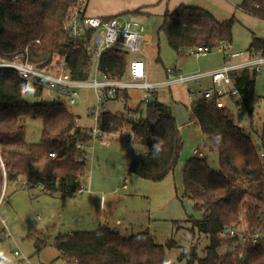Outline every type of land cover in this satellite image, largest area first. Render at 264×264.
Here are the masks:
<instances>
[{
	"label": "trees",
	"instance_id": "obj_1",
	"mask_svg": "<svg viewBox=\"0 0 264 264\" xmlns=\"http://www.w3.org/2000/svg\"><path fill=\"white\" fill-rule=\"evenodd\" d=\"M74 2L0 0V59L20 55L44 67L55 54L65 52L72 42L65 27L66 17ZM237 6L245 13L264 18V0H242ZM131 13L144 14L142 7ZM161 16L163 22L158 32L164 33L168 45L177 53L200 45L218 48L232 43L234 15L219 20L208 10L180 4L172 11L166 9ZM246 53L264 55V37L252 36ZM68 61L74 79L87 78L89 59L82 47L72 50ZM126 67V55L116 50H107L101 56L100 70L108 77L123 78ZM258 73L250 69L231 73L241 96L239 101L233 100L232 95L228 106L219 108L215 102L201 97L190 106V120L203 133L204 146L217 152L218 166L212 167L205 154L192 155L183 165L182 194L177 189V197L182 204L188 200L198 214L187 218L191 225L189 233L192 237L203 233L210 241L202 258L194 246L183 248L181 258H187V264L196 261L198 264H264V240L251 245L245 259L237 260L221 254L222 242L218 236L220 229L238 220L243 207L249 215H255L259 207L256 205L264 204V120L260 127L253 121L255 106L264 100L255 92ZM26 85L15 70L0 67V159L7 184L21 178L28 181L29 188L42 185L43 192L54 197H77L82 177L88 170L90 127L78 125L79 115L63 103H49L40 90L25 92ZM27 93L36 101L29 103L25 98ZM120 96L127 99L128 91L116 90L115 98ZM231 102L249 113V130L235 119L229 107ZM142 104L145 112L138 120L109 111L100 115L98 124L107 134L129 126L133 142L145 147L134 154L129 170L140 178L158 182L173 173L179 164L183 133L171 106L159 100L157 94L143 99ZM26 119L41 120L38 142H28ZM77 142L83 143L84 148H78ZM30 238L37 250L46 245L37 236ZM54 246L67 264H173L165 246L156 242L148 229L123 236L101 226L59 234ZM167 246L177 244L171 239Z\"/></svg>",
	"mask_w": 264,
	"mask_h": 264
},
{
	"label": "built area",
	"instance_id": "obj_2",
	"mask_svg": "<svg viewBox=\"0 0 264 264\" xmlns=\"http://www.w3.org/2000/svg\"><path fill=\"white\" fill-rule=\"evenodd\" d=\"M15 1V0H13ZM89 0H75L70 6L66 17V30L72 38L70 47L63 53L53 56L50 63L44 67L30 62L27 58L16 55L11 59H0V67L13 69L18 77L26 82L25 92L40 90L49 103H63L67 106L74 104L79 97V89L92 87L96 95V103L89 108V116L94 121L90 128L92 141L102 139L107 133L99 126V117L103 112H109L108 105L115 98L118 89L145 91L144 99L153 96L154 91L174 84H184L190 88L193 84H200L201 97L215 102L219 108L228 106V100L239 101L241 96L234 87L231 73L235 70L250 69L259 71L264 65V55L258 53L249 56L244 51L226 52V62L216 69L196 73L184 74L176 65L166 66L167 77L162 80L150 78L146 50L144 26L137 18L120 16L89 15L87 6ZM38 41V40H37ZM156 47V44L153 45ZM82 47L89 59L88 77L77 80L69 70V53ZM213 49L223 51L224 47L210 48L200 45L190 49V53L204 55ZM107 50H116L127 57L125 76L120 79L111 78L101 73L100 59ZM246 58L242 60L240 57ZM210 81L207 85L205 79ZM132 137L128 136L127 138ZM78 148L84 144L77 142ZM193 154L203 156L202 149L196 147ZM54 157L55 153H50ZM3 165V162H1ZM23 188H29L26 179L19 178ZM38 188L43 191V186ZM83 184L80 192L84 191ZM2 197L0 198L1 203ZM258 212L249 215L243 207L238 220L219 230L221 239L220 252L222 255H231L237 260L247 256L249 247L264 240V204H257ZM10 236L6 229L0 234V244ZM9 264H33L30 257L20 249L12 252Z\"/></svg>",
	"mask_w": 264,
	"mask_h": 264
},
{
	"label": "crops",
	"instance_id": "obj_3",
	"mask_svg": "<svg viewBox=\"0 0 264 264\" xmlns=\"http://www.w3.org/2000/svg\"><path fill=\"white\" fill-rule=\"evenodd\" d=\"M111 1H113L114 3L113 5L106 2V0H101V2L98 4H95L93 0H89L87 6V13L92 16L118 15L120 17H124L125 14H132L131 12L133 10L142 7V12L144 13L143 15L147 16L148 18V16L152 17L153 15H157V16L162 15L166 9L172 11L180 4H187L208 10L217 19L223 20L230 18V16L228 15L233 16L236 13V9L238 8L237 4L233 0H111ZM144 32H145L144 34L145 38L147 40L146 50L148 52V57H149L147 59L148 71L150 78L153 79V77L155 76L153 75L152 69H154L156 65L157 56H159L158 60H161V55L157 46L158 43L154 41L152 34L146 32L145 27H144ZM154 44H157L156 47L153 46ZM227 49L228 47L226 46L224 47L223 51L218 50V52H221L223 54L225 53L223 55V61L221 64L211 67L209 69L200 70L196 72L209 71L222 66L224 62H226V52H228ZM150 51H152V54L150 53ZM244 52L246 53L247 50H245ZM185 54H192V53H190V51L184 53H177L179 57ZM246 57L247 55H245L244 57L242 56L238 60H242ZM171 65H176L178 68H180L181 72L184 73L183 67H181V65L176 63ZM166 66L167 65H164L162 68L163 77H161V79H154V80H162L167 77V72L165 70ZM168 66L170 65L168 64ZM196 72H186L184 74L196 73ZM205 80L203 81V83L207 85L210 79L207 78ZM175 85L178 84H174L168 87H163L158 90H155L153 96L157 94L159 100H161L164 103H167L166 101L169 100V97L167 96V94L164 96L165 98L162 95L165 94L164 91L167 92L170 91L171 93L172 92L171 89ZM186 88L187 91L189 92V95H193L199 92V90L197 91L196 89L192 90L191 86L190 88L188 87ZM126 91H128V95H129L127 99L124 98V96H120L119 98H114L112 101L118 104L122 103L125 109L124 111H126L127 115L130 116L133 120H138L141 116L144 115L143 113L144 106L142 104V100L144 99L145 91L142 89H132ZM229 107H230V103H229ZM133 112L141 113V116L139 118H135ZM118 113H124V112L122 111ZM77 124L80 126L88 127L87 125H85V123L81 118L77 120ZM89 127L91 128L92 126ZM112 134L113 133H110L109 134L110 136H107L108 134H106L107 140L104 139L97 140L92 147H89L87 149L86 162L88 164V170L86 172V175L82 177V184L84 185L85 189L84 191L80 192V194L77 197L74 198L54 197L52 195L43 192L39 188L38 190L41 193L39 192L36 193L37 194L36 196L33 193L32 196H34L35 198L40 197V195L43 196L41 197V199L37 200L38 203H40L41 200H45L47 204V208H46L47 216L51 215V218L54 219L53 217L55 214L57 217V221L53 222L52 226L59 227L60 229L65 227L66 225L68 227L67 234H71L76 231L94 230L101 226H107L111 229H114L123 236H130L148 229L153 235L155 241L158 242L159 239L168 237L169 233L171 234L174 233V230L182 225L178 222L179 216L176 213L177 211H181L177 201L178 186L177 185L175 186V183L173 182L174 178L179 180L180 178L178 176L181 177V174L179 173V166L177 168L178 171L175 170L173 173H170L163 180L158 182L149 181L140 178L136 174L132 173L128 167L129 162L133 158L134 154H136L138 151L133 152L131 149L127 147L128 145L123 144L124 142L123 139L127 141H133L132 137L127 138L128 136H130L131 131L127 130V133L123 134L122 138L120 135H118L117 137L116 136L113 137L111 136ZM144 150L145 147L141 149V151ZM183 165L184 162L183 163L181 162V166ZM0 180L2 184L0 190V198L2 197L0 203V207H1L5 200L4 197L5 195L3 196V194H4L5 185L7 184L6 171L4 165H2L1 163H0ZM11 183L19 184L20 180L18 179L17 181ZM45 196L47 199H43ZM172 204H174V206ZM170 205L174 207L173 211H168ZM159 213H162L161 216H158ZM36 219L37 220L41 219V216L37 215ZM1 221L3 224H5V218L2 216H1ZM6 229H8V226L5 224V228L3 229L2 232H4ZM59 234H63V233L59 231L58 235ZM31 235L35 237L37 236V234L29 233V238ZM44 240L46 242V239ZM175 242L178 245L177 241ZM41 248L37 250L35 246L36 249L35 253H38L41 250ZM12 251L9 252L8 255L0 256V264H9V262L11 261ZM27 256H29L32 261L31 255H27ZM58 258H60L59 252L56 259Z\"/></svg>",
	"mask_w": 264,
	"mask_h": 264
},
{
	"label": "rangeland",
	"instance_id": "obj_4",
	"mask_svg": "<svg viewBox=\"0 0 264 264\" xmlns=\"http://www.w3.org/2000/svg\"><path fill=\"white\" fill-rule=\"evenodd\" d=\"M95 4L101 2V0H93ZM237 5L241 0H233ZM110 4H114L111 0H106ZM235 15V23L233 25L232 33L233 40L232 43L227 46L228 52H238L248 50L249 44L251 42L252 36L264 37V18L256 17L251 14L245 13L241 9L237 8ZM232 16V15H228ZM124 17L128 18H138V20L144 25L146 32L152 34L154 41L158 43V49L160 51L161 60H157L156 65L153 71V79H161L162 68L164 65L179 64L183 67V72H196L200 70L209 69L216 65H219L223 61V53L218 52L217 49L204 54V55H195V54H185L181 57L168 45L167 39L163 32H158L159 27L161 26L163 20L162 16L153 15L152 17L147 18L145 15H133L125 14ZM227 52V53H228ZM152 54V51H150ZM255 82V92L257 95L264 97V65L258 71ZM207 81V80H205ZM201 85L193 84L191 85L192 90H199ZM170 91H164L163 97L167 94L169 100L166 101L167 104L171 105L175 116L178 118L180 127L182 128L183 133V149L181 153V158L179 164V173L181 174L184 166H181V162L185 161L193 154L194 148L198 147L202 149L203 153L208 156V161L212 167L217 168L218 166V154L216 151H212L209 147H205V138L200 128L195 125L193 121L190 120V105L193 101L201 98V93L197 92L196 94L189 95L187 88L178 84L172 87ZM25 98L29 103L36 101V98L27 93ZM165 98V97H164ZM46 100V98L44 97ZM96 103V95L94 90L91 87H82L79 89V97L77 101L69 106L74 114L79 115V118L83 120L85 125L94 126L93 119L89 116V107ZM109 110L112 113L124 112V106L122 103H115L112 101L108 105ZM230 108L235 119L241 123L247 130H249L251 117L247 110L243 107L236 106L234 103H230ZM145 110L143 109V113ZM135 118H139L141 113L133 112ZM254 125L260 127L264 120V100L260 101V104L255 106L254 110ZM26 128V138L28 142H38L41 136L42 122L39 119H26L25 121ZM127 130H130L129 126H125L118 132H114L111 136L117 137L127 133ZM252 135V134H251ZM107 136H110L109 134ZM106 135L102 138L107 140ZM257 140L258 138L255 134L252 135ZM106 138V139H105ZM254 138V139H255ZM97 139V140H102ZM92 141L90 144L92 147L93 144L97 141ZM123 144L128 145L127 147L133 152H141V149L144 147L139 143L133 141H127L123 139ZM120 143V141H119ZM258 143V142H257ZM2 160L0 159V163ZM178 171V170H177ZM182 175V174H181ZM177 180L174 178L173 182L175 186H178V192H182V180L181 177ZM2 184L0 180V190ZM41 193L38 190V187L35 188H23L22 183H8L5 185L4 194L5 200L0 207V234H2L5 224L8 226V229L11 235L2 241L0 244V256L8 255L14 249H21L25 254L31 255L32 261L34 264H67L62 258H57L58 252L54 246V239L58 235L59 231L63 234H67L68 227L60 228L52 226V223L57 221V217L54 214V219L50 216H47V204L45 200H41L38 203L37 200L43 197L35 198L32 196L34 193ZM182 194V193H181ZM180 194V195H181ZM43 199H47L46 196ZM177 201L181 211H177L179 216L178 222L182 224L179 228L174 230V233H169L168 237L159 239L158 242L164 245L167 250V256L170 258L173 264H187L186 259H181V253L183 248L190 249L192 246L196 248L198 257L202 258L206 255V249L210 244L208 236L201 233H196V236L192 237L189 233L191 227L190 223L187 221L189 215H195L197 217V212L193 211L192 204L188 200H184L183 204L177 197ZM174 206V204H172ZM170 205L168 211H173L174 207ZM176 205V202H175ZM5 211V212H4ZM242 211V210H241ZM56 212V210H55ZM167 212V210H166ZM162 213H159L158 216H161ZM40 215L41 219L37 220L36 216ZM1 216L5 218V224L1 221ZM179 224V225H180ZM33 231V232H32ZM35 231V232H34ZM37 232V233H36ZM164 232V230H163ZM29 233L37 234L40 240L44 241L46 239V245L41 248L38 253H35L36 249L34 242L29 238ZM166 233V232H165ZM164 236V235H163ZM162 236V237H163ZM171 239L177 241V246L168 247L167 242ZM13 252V251H12ZM194 264H198L197 261Z\"/></svg>",
	"mask_w": 264,
	"mask_h": 264
}]
</instances>
